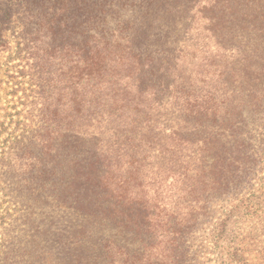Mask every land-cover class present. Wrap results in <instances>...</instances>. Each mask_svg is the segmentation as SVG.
<instances>
[{
  "label": "trees",
  "instance_id": "1",
  "mask_svg": "<svg viewBox=\"0 0 264 264\" xmlns=\"http://www.w3.org/2000/svg\"><path fill=\"white\" fill-rule=\"evenodd\" d=\"M261 121L264 0H0V167L71 222L61 264H191Z\"/></svg>",
  "mask_w": 264,
  "mask_h": 264
},
{
  "label": "rangeland",
  "instance_id": "2",
  "mask_svg": "<svg viewBox=\"0 0 264 264\" xmlns=\"http://www.w3.org/2000/svg\"><path fill=\"white\" fill-rule=\"evenodd\" d=\"M263 122L253 129L257 136L251 144L256 159L254 170L233 195L210 203L208 216L197 226L191 239V264H264ZM29 212H32L29 224L35 232L32 235L26 229L28 223L20 218ZM50 217L54 218L51 225ZM222 219L228 223L220 234ZM70 223L50 209L29 207L20 196V186L10 182L0 167V264H6L3 259L6 249L24 256L28 255L24 252L28 247H32L36 262L44 255L50 259L49 264L64 263L66 251L57 239ZM235 248L244 256L241 261L230 256ZM16 261L20 264L21 258Z\"/></svg>",
  "mask_w": 264,
  "mask_h": 264
}]
</instances>
